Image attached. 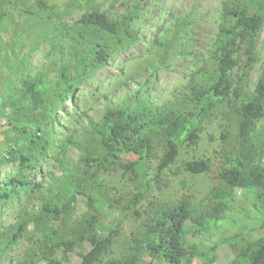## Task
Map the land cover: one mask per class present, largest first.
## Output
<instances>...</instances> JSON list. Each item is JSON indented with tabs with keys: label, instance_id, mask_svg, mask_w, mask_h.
<instances>
[{
	"label": "rangeland",
	"instance_id": "obj_1",
	"mask_svg": "<svg viewBox=\"0 0 264 264\" xmlns=\"http://www.w3.org/2000/svg\"><path fill=\"white\" fill-rule=\"evenodd\" d=\"M223 1L184 0V6L176 9L174 4L169 3V0H111L105 10L100 0H90L88 11L98 10L115 21L124 16L131 17L130 30L136 40L124 48L113 49L107 62L91 76L80 81L72 94L67 97L63 96V85L59 75L60 65L71 63L70 57L79 44L75 45L63 39L57 24L51 20L25 17L21 13L11 11L12 23L7 24L4 32L0 34V129H7L2 134L8 137L11 131L18 136L27 137V144L33 147L29 143L31 139L27 132L22 130L23 127H19L25 115V109L35 111L42 107L47 108L49 103H53L59 104L61 111H65L67 107L65 102H67L79 110L82 105L87 106L89 103H94L99 111L93 112V115L100 117L102 110L100 102H103V95L113 100L121 98L122 94L125 96L127 92H133L129 87V82L132 81L135 82L136 87H141L145 91L147 99L154 105H160L174 98L188 86L192 76L204 67L207 52L217 36ZM52 6L56 13V5ZM165 6H167L166 15L170 17L171 22L162 29L157 28L153 21L165 9ZM262 13L264 17V10ZM71 31L77 32L74 24ZM85 32L87 34L85 37L90 43H103L107 40L102 33L96 32L101 36L99 38L94 37L95 31L86 30ZM163 32L164 35H162ZM158 36L163 38L162 46L152 50L151 44ZM169 36L170 39H167ZM254 44L253 53L256 61L250 67L243 68L244 73L246 72L243 78L238 80L237 77L242 71L238 67L243 66L245 60L242 51H240L242 54L237 56L241 58H239V65L234 64L230 70L235 79L234 86L239 85L243 94L249 97H254L256 94L254 87L262 75L264 66V20ZM161 48L164 49L163 61L158 56ZM150 55L155 57L154 62L146 66L137 63L143 57ZM173 62H175L174 68L171 67ZM70 73H73V70H70ZM29 84H32L30 94L22 97ZM81 88L87 89V92L81 93ZM259 100L264 106V98H259ZM5 109L9 112L6 119L4 118ZM88 111L92 112L93 109L89 108ZM88 118L92 119V117ZM238 121L235 108L233 105H228L214 111L210 118L202 123L198 140L194 145L187 142L180 144L175 165L185 160L205 159L209 148L212 149L211 156L208 157L211 163H209L207 172L192 175L180 169L174 170V165L173 168L164 169L159 173V176H163L167 172L171 177L183 174L185 178L180 183L191 182L193 186H198L203 195V199L194 205L198 210H205L212 205L213 201L210 197L212 191L226 190L229 193L232 206L225 213L224 219L215 226H209L208 230L201 234L189 231L187 235L188 242L195 245L198 252L208 253L211 259L210 264H229L234 256V250L244 243L259 240L264 243V186L254 188L252 184H247L228 190L217 178L221 153L240 150L244 141L255 146L256 157L264 163V118L256 121L248 133L243 136L238 132ZM27 123L24 121V127H27ZM213 145L226 147H219L217 150L212 147ZM233 145L235 147H232ZM229 148L232 150L229 151ZM123 159L132 161L135 156L125 154ZM213 170L215 175L209 180L208 176ZM122 181H126L129 187L134 183V179L128 173L119 167L110 165L97 171L94 181L96 184H93V191L98 193L103 202H109L105 203L106 205H111L110 209L107 206L104 213H100V220L104 225L114 226L117 222L110 221H113V212H115L117 220L121 222L119 235L105 254V259L120 256L124 248L132 244V239L138 237L136 221L141 218V215H145L137 209V204L141 200L133 208L131 207L133 195L139 192L135 188H132L131 192L125 191L120 186ZM42 187L38 185L36 190L39 191ZM53 189H56L55 194H53ZM24 193L25 196L29 195L27 190H24ZM87 193H92V190L87 189ZM115 193L122 195H113ZM60 195L57 188H54L52 184L49 185L47 195L39 197L40 207L37 209L36 205H33L31 214L27 212L23 214L24 217H28V220L18 222L23 226V232H26L31 224L35 237V251L32 252L28 264H40V261L44 264H78L77 253L89 249L87 242H81L72 251L75 259H71L68 253L65 260L60 250L53 253L50 260L44 259L43 230L51 227L63 235L73 236L72 234L75 235L84 229L80 225L82 219H87L86 217L93 213L84 195H76L68 201L65 211L58 217L41 210L44 203H56ZM12 197L16 198V203L19 205L18 194H13L4 200ZM125 199L126 204L122 202ZM114 201L120 203H114ZM128 213H131V223L125 227L124 221L128 218ZM16 219L20 220L19 217ZM15 225L11 226V229H14ZM125 233L127 239L123 238ZM234 236H238L235 246H230L225 242L227 238ZM29 243H32V240ZM213 245L218 246L212 252L210 248ZM77 248L78 252L75 251ZM57 254L60 258L54 259ZM138 264L167 263L143 255ZM191 264H205V262L193 258Z\"/></svg>",
	"mask_w": 264,
	"mask_h": 264
},
{
	"label": "trees",
	"instance_id": "obj_2",
	"mask_svg": "<svg viewBox=\"0 0 264 264\" xmlns=\"http://www.w3.org/2000/svg\"><path fill=\"white\" fill-rule=\"evenodd\" d=\"M49 8L45 0H0V34L7 24H11V11L21 13L25 17L46 18L57 24L60 36L79 44L70 57L71 63L60 65V80L63 85V96L72 94L77 84L89 77L107 62L113 49L129 46L136 37L130 30L131 17L124 16L119 20H111L98 10L84 12L74 24L77 32L68 29L66 23ZM264 0H224L221 5L220 25L216 39L211 44L207 59L201 71L194 74L188 86L174 98L152 104L141 87L133 92H127L123 98L116 100L103 95V108L99 122L88 118V127L93 128L98 142L89 145V150L80 157L81 163L88 171L71 175L66 183L52 186L61 194L56 203H44L41 210L58 217L65 211L68 201L76 195H84L90 210L93 212L87 219L80 222L81 229L73 236L63 235L54 228L47 227L42 231L44 240V259L50 260L51 255L60 250L64 259L74 247L81 242H87L89 249L78 252V264H88L89 258L101 257L100 264H138L141 256L147 255L154 260H162L167 264H191L193 258L201 259L210 264L207 252H198L195 245L187 240L188 232L201 234L209 226H215L224 219L225 213L232 206L231 198L226 190L212 191V205L205 210H198L194 206L184 204L174 206L169 212H149L139 225L138 237L132 239V244L126 246L121 255L105 259L114 239L119 235L121 222L114 226L104 225L100 220V213L105 211V203L94 190L96 173L101 168L116 166L128 173L133 179L145 174L143 165L148 161V153L142 146L141 137L154 138L162 134L157 153L151 163L156 168V176L164 169H171L176 163L179 146L183 142L194 145L199 137L202 123L210 118L212 113L228 105L235 108L239 118L238 132L246 135L252 125L264 118V106L259 98H264V66L262 75L258 79L254 97L245 96L239 85L234 86L235 79L230 70L234 64L239 65L238 55L245 58L243 66L239 65L238 80L246 74L243 68L254 63V42L263 24ZM53 17H56L53 20ZM86 30L95 31L94 37H101L96 32L107 37L103 43H90L85 37ZM165 33L163 32L162 35ZM163 38L156 37L151 49L162 46ZM243 45V46H242ZM242 51V53L240 52ZM73 70V73H70ZM238 82V81H237ZM32 84L28 85L22 97L31 92ZM55 96V95H54ZM135 100V103H131ZM31 139L29 143L35 148L44 150L47 145L42 137L37 135L42 127L28 130ZM135 141V143H133ZM241 145L236 152H223L219 157L220 167L217 178L231 190L235 187L252 184L254 188L264 186V163L255 155V146L248 141ZM171 145V150L168 149ZM16 151V149H12ZM91 153V155L89 154ZM125 154H132L135 159L124 161ZM170 156V158H169ZM20 164L27 163L28 156L21 155ZM197 161L201 164L199 171L189 170V164ZM205 159H191L181 162L180 170L192 175L203 174L208 171L209 163ZM95 171H91L92 168ZM156 176L153 178L155 179ZM23 186L27 182L11 178L0 189V199L17 194L12 185ZM87 189L92 193H87ZM26 190V189H24ZM142 199V192L132 197V208ZM108 206V205H107ZM111 205L108 206V209ZM139 216V215H138ZM142 216V215H141ZM194 217V218H193ZM185 220L190 227L185 226ZM15 233L23 232L21 223L14 227ZM65 237H72L68 240ZM16 236L12 237L15 240ZM238 236L225 240L230 246H235ZM106 245V247H102ZM67 246V247H65ZM218 245H213V252ZM95 264V261H92ZM229 264H264V243L262 241L247 242L234 250V256Z\"/></svg>",
	"mask_w": 264,
	"mask_h": 264
},
{
	"label": "clouds",
	"instance_id": "obj_3",
	"mask_svg": "<svg viewBox=\"0 0 264 264\" xmlns=\"http://www.w3.org/2000/svg\"><path fill=\"white\" fill-rule=\"evenodd\" d=\"M100 2L103 4L104 9L107 10L111 0H100ZM45 3L48 4L49 8L53 4L56 5L57 15L61 18L62 24L66 23L68 25V29H71L72 25L90 7V0H45ZM169 3L174 4L176 9L184 6V0H169ZM166 12L167 6L153 21L157 28L162 29L171 22ZM55 19L56 17H53V20ZM167 39H170V36ZM158 56L163 61V48L159 51ZM154 59L155 57L150 55L143 57L137 63L141 66H146L154 62ZM171 67H175V62L172 63ZM256 67H259V65H256ZM180 71H184V69H180ZM141 84H143L142 81ZM129 87L135 91V82H129ZM85 92H87V89L81 88V93ZM121 98H123V94ZM135 102L133 100L131 103ZM25 103L27 104V102ZM65 103L67 104L65 111H61L59 104L53 103H49L47 108L42 107L35 111L25 109V115L23 120L20 121L19 127L25 126L24 121L28 122V130H32L34 126L42 127L41 132L37 133V135L41 136L43 142L47 145L44 151H41L39 146L35 148L29 146L27 144L28 138L18 136L15 132L10 131L9 136L5 137L2 132L7 129H0V189L12 177H15L16 180L27 182L23 186L15 183L12 185L15 192L19 195V205H17L15 197L8 200L0 199V264H28L32 252L35 251V237L32 233L31 224H29L26 232L18 234L15 233L14 229H11V226L20 221L28 220V217H24L23 214L25 212L31 214L33 205H36L37 209L40 207L39 197L47 195L48 187L53 181H56L58 185L66 183L71 175L89 170L81 163L79 157L89 150L90 144L98 142L94 129L88 127V117H92L98 123L100 117L99 115H93V112H98L99 109L96 108L94 103H89L87 106L82 105L79 110H76L71 103ZM103 106L101 101L100 109ZM89 108L93 109V111H88ZM8 115L9 112L5 109L4 118L6 119ZM161 141L162 134L154 138L141 137L142 146L148 153V161L143 165L145 174L139 179L134 178V183L130 187L127 186L126 181L120 182V186L127 192H131L132 188H135L137 192H142V199L137 204V209L144 213L145 216L149 212L154 211L171 213L177 204H184L186 207L192 208L203 199L198 186H193L191 182L180 183L185 178L183 174L171 177L166 172L163 176H156V168L151 161L156 155ZM212 147L219 150V147L226 146L220 145L218 147L213 145ZM232 147H235V145ZM12 149H16V151H12ZM168 149L171 150V145H168ZM211 150L209 148L204 161L205 164L211 163L208 159L211 156ZM231 150L232 148H229V151ZM89 154L91 155V153ZM21 155L28 156L27 163L23 165L20 164L19 160ZM180 167L179 164H176L174 170L180 169ZM200 168L201 164L197 161L189 164V170L199 171ZM91 171H95V168L93 167ZM214 175L215 172L213 170L210 172L208 179L211 180ZM154 176H156L155 179L153 178ZM116 179L118 180V176ZM38 185L43 186L39 191L36 190ZM24 189L29 193L28 196H25ZM55 191L56 189H53V194H55ZM113 195L122 194L115 193ZM122 202L126 204L127 201L125 199ZM114 203L120 202L114 201ZM145 216H141L136 221L137 232ZM16 217H19L20 220L18 221ZM110 222H118L115 212H113V221ZM130 223L131 213H128V218L124 221L125 227ZM185 226L190 227L188 220H185ZM14 235L16 236L15 242H11ZM123 238L127 239L126 233ZM65 239L70 240L72 237H65ZM30 240H32V243H29ZM102 247H106V245ZM75 251L78 252L79 249L77 248ZM69 256L71 259H75L72 252H69ZM59 258V254L54 257V259ZM100 259L101 257L94 255L89 258L88 264H92L93 260L95 264H100ZM40 264H44V262L40 261Z\"/></svg>",
	"mask_w": 264,
	"mask_h": 264
}]
</instances>
